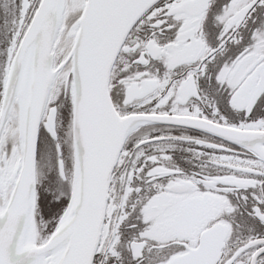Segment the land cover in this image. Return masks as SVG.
<instances>
[{
  "label": "snow or ice",
  "instance_id": "6c2138e0",
  "mask_svg": "<svg viewBox=\"0 0 264 264\" xmlns=\"http://www.w3.org/2000/svg\"><path fill=\"white\" fill-rule=\"evenodd\" d=\"M0 264H264V0H0Z\"/></svg>",
  "mask_w": 264,
  "mask_h": 264
}]
</instances>
